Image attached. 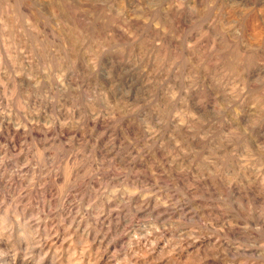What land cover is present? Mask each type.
<instances>
[{
  "label": "rangeland",
  "instance_id": "rangeland-1",
  "mask_svg": "<svg viewBox=\"0 0 264 264\" xmlns=\"http://www.w3.org/2000/svg\"><path fill=\"white\" fill-rule=\"evenodd\" d=\"M0 264H264V0H0Z\"/></svg>",
  "mask_w": 264,
  "mask_h": 264
}]
</instances>
